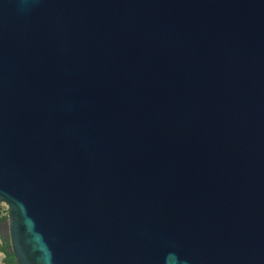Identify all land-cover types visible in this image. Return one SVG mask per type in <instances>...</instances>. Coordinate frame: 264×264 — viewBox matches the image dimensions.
I'll list each match as a JSON object with an SVG mask.
<instances>
[{
  "label": "water",
  "instance_id": "water-1",
  "mask_svg": "<svg viewBox=\"0 0 264 264\" xmlns=\"http://www.w3.org/2000/svg\"><path fill=\"white\" fill-rule=\"evenodd\" d=\"M0 203L16 264H264V0H0Z\"/></svg>",
  "mask_w": 264,
  "mask_h": 264
},
{
  "label": "rangeland",
  "instance_id": "rangeland-1",
  "mask_svg": "<svg viewBox=\"0 0 264 264\" xmlns=\"http://www.w3.org/2000/svg\"><path fill=\"white\" fill-rule=\"evenodd\" d=\"M0 204V264H9L8 258L5 256L3 250L7 249L5 242L3 239H6L9 245V238H8V215L4 214L1 210ZM10 251V247H8Z\"/></svg>",
  "mask_w": 264,
  "mask_h": 264
},
{
  "label": "trees",
  "instance_id": "trees-1",
  "mask_svg": "<svg viewBox=\"0 0 264 264\" xmlns=\"http://www.w3.org/2000/svg\"><path fill=\"white\" fill-rule=\"evenodd\" d=\"M3 240H4L5 245L7 247V249H4L3 252H4L5 256L8 258L9 264H16L15 261H14V257L12 255V253L8 249L9 245H8L7 240L6 239H3Z\"/></svg>",
  "mask_w": 264,
  "mask_h": 264
},
{
  "label": "built area",
  "instance_id": "built-area-1",
  "mask_svg": "<svg viewBox=\"0 0 264 264\" xmlns=\"http://www.w3.org/2000/svg\"><path fill=\"white\" fill-rule=\"evenodd\" d=\"M1 204V210L4 212V214L8 215V207L6 206V204L4 203H0Z\"/></svg>",
  "mask_w": 264,
  "mask_h": 264
}]
</instances>
